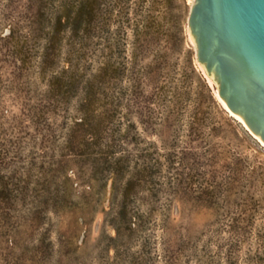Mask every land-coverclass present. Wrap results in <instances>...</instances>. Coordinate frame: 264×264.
Here are the masks:
<instances>
[{"label": "rangeland", "instance_id": "374dc122", "mask_svg": "<svg viewBox=\"0 0 264 264\" xmlns=\"http://www.w3.org/2000/svg\"><path fill=\"white\" fill-rule=\"evenodd\" d=\"M62 2L0 0V264H264V145L193 0Z\"/></svg>", "mask_w": 264, "mask_h": 264}, {"label": "water", "instance_id": "95a60500", "mask_svg": "<svg viewBox=\"0 0 264 264\" xmlns=\"http://www.w3.org/2000/svg\"><path fill=\"white\" fill-rule=\"evenodd\" d=\"M187 32L220 102L264 144V0H193Z\"/></svg>", "mask_w": 264, "mask_h": 264}, {"label": "trees", "instance_id": "16d2710c", "mask_svg": "<svg viewBox=\"0 0 264 264\" xmlns=\"http://www.w3.org/2000/svg\"><path fill=\"white\" fill-rule=\"evenodd\" d=\"M63 1V2H62ZM72 1V0H71ZM60 2H62V4L60 3L58 6H60V8H68L70 7V0L68 2H66L65 0H60Z\"/></svg>", "mask_w": 264, "mask_h": 264}, {"label": "bare ground", "instance_id": "6f19581e", "mask_svg": "<svg viewBox=\"0 0 264 264\" xmlns=\"http://www.w3.org/2000/svg\"><path fill=\"white\" fill-rule=\"evenodd\" d=\"M225 107V106H224ZM233 115V114H232ZM234 116V115H233ZM235 117V116H234ZM236 118V117H235ZM238 119V118H237ZM239 120V119H238ZM241 121V120H239ZM242 122V121H241ZM243 123V122H242ZM244 125V124H243ZM245 126V125H244ZM246 127V126H245ZM247 128V127H246ZM251 133V132H250ZM252 134V133H251ZM253 135V134H252ZM255 138H257L255 135H253ZM258 139V138H257ZM259 140V139H258ZM264 145V144H263Z\"/></svg>", "mask_w": 264, "mask_h": 264}]
</instances>
